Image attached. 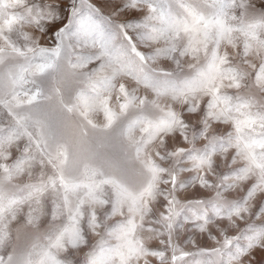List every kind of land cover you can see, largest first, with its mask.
<instances>
[{
  "label": "snow or ice",
  "instance_id": "snow-or-ice-1",
  "mask_svg": "<svg viewBox=\"0 0 264 264\" xmlns=\"http://www.w3.org/2000/svg\"><path fill=\"white\" fill-rule=\"evenodd\" d=\"M257 249L264 0H0V264Z\"/></svg>",
  "mask_w": 264,
  "mask_h": 264
},
{
  "label": "rangeland",
  "instance_id": "rangeland-1",
  "mask_svg": "<svg viewBox=\"0 0 264 264\" xmlns=\"http://www.w3.org/2000/svg\"><path fill=\"white\" fill-rule=\"evenodd\" d=\"M100 6L104 7V0H95ZM187 195L194 196L196 195L195 190L189 188ZM208 245H211V241L206 242ZM186 250H190V246L186 248ZM252 264H264V251H261L259 249L255 250L252 253Z\"/></svg>",
  "mask_w": 264,
  "mask_h": 264
}]
</instances>
